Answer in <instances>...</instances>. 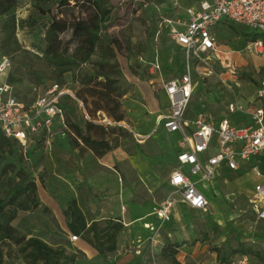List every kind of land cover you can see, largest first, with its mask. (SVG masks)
I'll list each match as a JSON object with an SVG mask.
<instances>
[{
	"label": "rangeland",
	"instance_id": "obj_1",
	"mask_svg": "<svg viewBox=\"0 0 264 264\" xmlns=\"http://www.w3.org/2000/svg\"><path fill=\"white\" fill-rule=\"evenodd\" d=\"M62 1L18 0L17 19L24 22V27L20 24L16 32L17 51L6 53L9 44L2 49L5 17L0 18V55L8 57L11 62L6 74H0V82L12 86L16 96L24 102L35 100L50 86L60 82L63 87L78 92L82 88L81 77L93 73L94 64L101 60L97 50L90 62L66 74L63 81L58 79L52 60L43 52L44 30L55 17L61 18L63 11L67 10L70 20L82 16L79 9L61 7ZM68 2L72 7L75 5V0ZM174 2L111 0L112 17L102 29V36L120 43L117 58L125 95L117 105L104 112L89 114L94 124L108 127L104 131L93 129L92 137L103 138L114 150L98 158L83 143L77 146L75 138L67 132L50 146L40 144L29 154L18 149V159L7 157L6 164L17 167L20 159V163L34 174L38 184L40 207L31 212H20L14 222L22 233L61 234L53 212L46 209V205L52 206L55 202L62 206L78 204L90 221L101 225L105 220L118 218L124 211L125 193L131 192L130 202L133 203L158 205L165 199L180 201L176 191L170 189L169 180L163 183V177L168 178L171 170L167 166L162 175L159 162L161 157L169 158V152L161 150V140L153 128L160 106L148 85L150 63H160L166 74L165 81L184 74L189 65L186 54L173 43L169 30L161 26L165 19L184 14L183 9L174 7ZM218 29L217 37L227 54L214 60L208 58L190 63L193 83L199 93L192 100L189 112L201 111L211 119L227 115L231 103L252 101L264 78V46L260 49L245 38V33L256 32L241 28L236 31L227 26ZM61 38L64 42L70 41L71 31ZM92 100L89 98L90 102ZM68 114L71 123L76 122L85 128L84 113L77 105ZM261 168L264 171V161ZM220 174L223 177L220 188L209 194L216 203L206 211L190 209L186 217L176 216L166 231L167 224L151 217L149 219L156 228L150 234L156 239L161 236L165 245L178 244L180 248L175 258L182 264H205L215 257L219 261H233L244 251H250V255L259 254L261 258L254 260L257 264H264V222L255 221L253 210L256 174L253 171L231 172L226 168L221 169ZM176 211L183 215L188 212L182 203L176 206ZM146 227L153 228L150 224ZM149 242V261L141 260L137 264H175L173 256L157 254L154 238Z\"/></svg>",
	"mask_w": 264,
	"mask_h": 264
},
{
	"label": "built area",
	"instance_id": "obj_2",
	"mask_svg": "<svg viewBox=\"0 0 264 264\" xmlns=\"http://www.w3.org/2000/svg\"><path fill=\"white\" fill-rule=\"evenodd\" d=\"M182 2L175 0L173 5L176 9H183L184 14L175 19L167 18L161 24L169 30L173 43L182 48L189 64L184 74L163 83L170 108L167 114L160 117L158 124H162L169 133L182 135L181 151L177 156L179 167L173 173L170 185L187 206L206 211L209 200L199 190V184H213L223 165L238 171L246 164L258 179L253 200L255 221L264 222V174L259 165L252 163L264 157V78L252 101L235 102L228 107L230 114L242 117L240 120L228 117L213 120L207 114H199L194 120L187 118L194 91L191 61L214 60L224 54L219 49L214 31L215 26L222 22L261 34L263 39L253 44L263 49L264 0ZM149 66L150 83L155 86V78H162L161 65L154 62ZM10 67V59L0 55V74H6ZM66 97L75 101L85 119L91 120L83 102L71 89L53 84L43 95L26 103L16 96L12 86L0 82L1 132L6 138L16 141L25 153L38 142L50 146L52 139L70 132L67 110L62 106ZM174 205L175 201L166 200L154 210V214L163 223L168 222ZM232 264L256 263L251 256L243 255Z\"/></svg>",
	"mask_w": 264,
	"mask_h": 264
},
{
	"label": "trees",
	"instance_id": "obj_3",
	"mask_svg": "<svg viewBox=\"0 0 264 264\" xmlns=\"http://www.w3.org/2000/svg\"><path fill=\"white\" fill-rule=\"evenodd\" d=\"M35 1L42 2L43 0ZM110 3L111 0H75V5L72 7L68 0H63L60 3L61 7L79 9L82 16L70 20L67 10L63 11L60 13L61 18L55 17L44 30L43 52L52 60L60 81L64 80L66 74L90 62L99 50L101 60L94 64L93 73H86L81 77L82 88L75 92L77 99L83 102L89 117V113L96 115L110 106L117 105L119 99L125 95L121 86V65L117 58L120 43L118 40L102 36V29L112 17ZM17 8L18 0H0V18L5 17L2 26L4 34L2 49H6L5 45H10L6 53L17 51L19 48L16 32L21 26L24 27V22L18 21ZM39 8L44 11L43 7ZM69 31L72 33V38L64 42L61 36ZM245 38L250 43H256L263 39V36L257 33H245ZM74 43L75 48L73 49ZM77 79L78 77L76 81H79ZM58 85L64 84L60 82ZM89 98L93 99L92 102ZM32 101L34 99L30 102ZM62 106L67 110L69 135L75 138L77 146L80 147V143H83L92 149L98 158H102L114 149L108 141L103 138H94L91 135L93 129L104 131L108 127L94 124L91 117V120L86 119L85 128L80 127L76 122L71 123L68 111L75 109V101L66 97ZM40 144L41 142H38L37 146ZM18 149L23 151L16 141L6 138L0 130V190L2 191V197H0V264H16L18 257L15 249L27 239V235L14 226L19 213L34 211L41 205L34 174L20 163V159L17 161L19 167L15 164H6L8 156L18 159ZM31 150H27L26 153L29 154ZM46 209L51 211L47 207ZM179 248L178 245H166L161 254L167 257L173 256L174 263L181 264L175 258ZM250 254V251H244L242 255L253 256L257 260L261 258L259 254L256 256ZM62 264H68L66 257Z\"/></svg>",
	"mask_w": 264,
	"mask_h": 264
},
{
	"label": "crops",
	"instance_id": "obj_4",
	"mask_svg": "<svg viewBox=\"0 0 264 264\" xmlns=\"http://www.w3.org/2000/svg\"><path fill=\"white\" fill-rule=\"evenodd\" d=\"M221 26L235 28L236 31L239 29L237 26L227 22H222L215 26L214 31L218 32V28ZM218 45L220 51L224 54H227V52L224 51L223 45L219 41V38ZM177 47L182 50V48L179 46ZM164 76H166V74H164L162 70V78H155V83L157 86L155 87L151 85L150 82L152 78L149 79L150 81L148 82V85L151 86L160 106V109L154 119L153 128L161 140V150L165 151L167 149L169 152V158L161 157L159 162L162 175L166 171L167 166H169L171 170L170 172L167 171L169 174L168 178L163 177V183H165V180H169L168 184L170 189L175 190L170 185V180L173 173L178 170L179 167L177 156L181 151L180 142L182 140V135L180 133H169L162 126V124H158L160 117L167 114L170 108V101L163 90V83L167 82L164 80ZM198 91V88L194 85L193 99L198 97ZM200 102L201 104L203 103L202 101ZM199 114L204 113L198 111L194 114H191L188 111L187 118L189 120H194ZM225 117H228L234 121L240 120L242 118L240 115H232L228 111L227 115L213 120H220ZM57 139H62V137L52 139V143H54ZM35 147H37V145H33L30 150L34 149ZM262 161H264V157L255 159L252 163L259 165L260 171L264 174V171L261 168ZM223 168H226L231 172L252 171L246 164L242 165L241 169L238 171H232L224 165L221 166L219 170V176L213 184L201 183L198 186L199 190L208 198L210 204L209 206H211L212 203H216L209 194L212 192L215 193V191L220 188V182L221 179H223L220 173L221 169ZM163 183L161 182V184ZM131 197V192L125 193V197L123 198L125 205L124 211L118 215V218L105 220L101 225H99V222L97 221H90L87 218L85 211L78 204H64V206H62L60 203L55 202V205H46L47 208L53 212L61 234H26V241L15 249L18 257L16 263L62 264L66 257L68 264H103L104 262L107 264H110V262L112 264H137L140 263L139 261L141 260L149 261V250L151 248L149 241L152 238L156 240V243L153 246L157 254L160 255L166 245L164 239L161 236H158L156 239L154 234H150L155 232L156 227L152 224L149 218L155 217L157 221L163 223L158 218V216L154 214V210L158 205L162 204L167 199L162 200L158 205H150L130 202ZM178 202L187 207L188 212L186 215H183L182 213L179 214L176 211V206L179 204ZM190 209L197 210L187 206L181 201V198L180 201L175 202L171 214V220L163 223L167 224L165 231L171 227V222H173L176 216L186 217L189 214ZM149 224L152 225L153 228H147L146 225ZM73 238H76V240H73ZM63 255L65 256L64 258ZM251 257L253 260L255 259L253 256ZM237 259L233 261H219L218 258L215 257L205 264H232L237 261ZM177 261L180 262L179 260ZM180 263L182 264V262ZM255 263L257 264L256 261Z\"/></svg>",
	"mask_w": 264,
	"mask_h": 264
}]
</instances>
